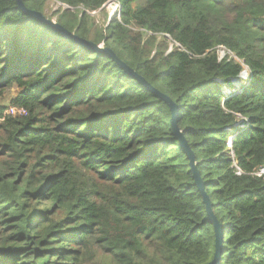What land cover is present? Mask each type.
Instances as JSON below:
<instances>
[{"label":"trees","instance_id":"1","mask_svg":"<svg viewBox=\"0 0 264 264\" xmlns=\"http://www.w3.org/2000/svg\"><path fill=\"white\" fill-rule=\"evenodd\" d=\"M50 1L23 0L44 14ZM54 1L67 6L57 22L179 106L223 228L218 264H264V177L251 174L264 166V0H113L120 18L102 30L89 13L112 0ZM165 34L179 44L169 52ZM12 88L27 114L0 106V264L213 259L168 103L110 55L0 0V96Z\"/></svg>","mask_w":264,"mask_h":264},{"label":"water","instance_id":"2","mask_svg":"<svg viewBox=\"0 0 264 264\" xmlns=\"http://www.w3.org/2000/svg\"><path fill=\"white\" fill-rule=\"evenodd\" d=\"M16 1L18 4V7L26 15L35 17L38 20L53 26L57 31H59L63 35H65L69 38H72L81 44L86 45L90 49L100 51V52H104V53L110 55L117 62V64H119L128 74L135 77L149 91H151L157 97H159L161 100H163L169 104L170 109H171V115H172L171 126H172L173 130L176 132L178 139H179L182 147L184 148V150L187 154V157L189 158L190 168L192 170L193 177L195 179V184L197 185L198 189L200 190V192L202 194L203 200L207 206L208 216H209L211 222L213 223L214 230H215V253H214L213 259L210 262H208L207 264H218V262L220 261V257H221L222 249H223V239H224L223 228H222L220 221L218 220L217 216L215 215V213L212 209V203H211L210 197H209V195L205 189V183H204V181L201 177L200 171L198 169L195 153L192 150V148L190 147L188 141L185 138L183 131L180 129V127L178 125L177 118H178L179 106L176 104V102L173 101V99L169 95L163 93L161 90H159L155 86H153L144 76H142L138 72H136L131 66H129L126 62H124L116 54V52L113 49H111L110 47H107L104 44L103 45L97 44L91 40H87V39L75 34L74 32H71L70 30L65 28L62 24L57 22V20H53V19L48 18L43 12H41L39 10L29 9L25 5L23 0H16Z\"/></svg>","mask_w":264,"mask_h":264},{"label":"rangeland","instance_id":"3","mask_svg":"<svg viewBox=\"0 0 264 264\" xmlns=\"http://www.w3.org/2000/svg\"><path fill=\"white\" fill-rule=\"evenodd\" d=\"M67 8V6H61L60 3L55 2L54 0L50 1L47 5L46 8V16L50 19L56 20L58 18L59 13L63 12V9ZM119 6H117L116 1H109L107 2L101 10L95 11V12H91L89 13L92 17V21H93V28H97L98 30H102V29H106V27H108L109 21L112 20L113 18H120L119 16ZM104 43H101V45H103ZM168 50L170 48L171 45H175L174 41L172 39H168ZM224 48V47H223ZM167 50V51H168ZM225 51L226 54H230L232 57H234L237 61L238 58L235 57L231 52L227 51L226 49H221V48H217V54L220 57L223 52ZM154 53V51H153ZM225 54V55H226ZM247 68V67H245ZM240 77L241 78H245L246 73L245 71H243ZM239 79H235L233 80V83L238 82ZM227 91H229L228 88H226ZM19 90L16 88H12L8 91H6L3 95L0 96V106H5L7 108H9L11 106V102L12 100L18 95ZM232 154L234 153L233 151L231 152Z\"/></svg>","mask_w":264,"mask_h":264},{"label":"built area","instance_id":"4","mask_svg":"<svg viewBox=\"0 0 264 264\" xmlns=\"http://www.w3.org/2000/svg\"><path fill=\"white\" fill-rule=\"evenodd\" d=\"M117 6H119L118 4H117ZM165 36L168 38V39H172L171 37H170V35H167V34H165ZM174 43L175 44H177L175 41H174ZM177 45H179V44H177ZM219 48H221V49H225V48H223L222 46H219ZM173 49V45H171L170 46V48H169V50H168V52L169 51H171ZM225 51L223 52V54L219 57V59H223L224 57H225ZM245 73H246V76H245V78L244 79H247V77H248V74H249V69H245ZM7 112L9 113V114H12V115H26L27 114V112H26V110L24 109V108H19V107H14V106H11V107H9L8 108V110H7ZM241 117V116H240ZM228 147L230 148V149H232V147H233V144H232V139H229L228 140ZM232 151V150H231ZM238 174H242L243 173V171L238 167ZM252 175H255V176H259V177H264V166H261L259 169H257L256 171H254L253 173H251Z\"/></svg>","mask_w":264,"mask_h":264},{"label":"bare ground","instance_id":"5","mask_svg":"<svg viewBox=\"0 0 264 264\" xmlns=\"http://www.w3.org/2000/svg\"><path fill=\"white\" fill-rule=\"evenodd\" d=\"M242 74H244V73H242Z\"/></svg>","mask_w":264,"mask_h":264}]
</instances>
